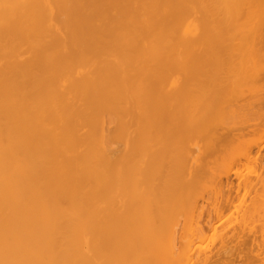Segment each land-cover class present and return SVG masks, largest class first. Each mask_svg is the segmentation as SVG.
Masks as SVG:
<instances>
[{"label":"bare ground","instance_id":"obj_1","mask_svg":"<svg viewBox=\"0 0 264 264\" xmlns=\"http://www.w3.org/2000/svg\"><path fill=\"white\" fill-rule=\"evenodd\" d=\"M250 1L0 0V264H158L150 230L121 229L120 215H137L138 184L164 165L201 167L202 149L172 150L187 133L244 118L228 127L235 140L264 116V0L261 11ZM169 74L171 93L155 97ZM248 220L200 264H264V229L259 243Z\"/></svg>","mask_w":264,"mask_h":264},{"label":"rangeland","instance_id":"obj_2","mask_svg":"<svg viewBox=\"0 0 264 264\" xmlns=\"http://www.w3.org/2000/svg\"><path fill=\"white\" fill-rule=\"evenodd\" d=\"M261 8L262 5L258 0H251L247 10L261 11ZM184 44L188 45L186 40ZM193 60L201 63L197 53H194ZM174 77L175 75L169 74L163 86L153 90V95L158 97L169 94ZM178 77L180 78V75ZM179 109L189 112L193 107L187 105L183 108L169 105L165 107V112L174 114ZM229 119L230 122H228ZM229 119L224 121L226 124L223 128L214 125V129H217L215 136L210 134L207 136L206 133L209 132L202 127L199 135L194 132L187 133L180 143L173 144L174 153L195 155L199 149H202L201 167H194L192 169L194 173L189 170H186L189 173L183 171L181 176V171H179L181 169L176 161L164 165L162 169L158 170V175L159 171L161 174L160 179L153 176L154 179L150 177L151 180L137 185L145 198V204L138 207L137 215H120L121 229L125 227V223L134 220L136 224L150 230V244L147 247H155V251L161 254L157 258L158 264H200V259L205 254H215L221 250L219 237L240 230L237 223L243 218L249 219L244 224L245 231L255 226L257 241L261 243L260 231L264 229L262 227L264 220H260L258 217H264V188L262 189L259 185L260 182L262 184V178H264V116L249 122L253 126L245 130L243 135L235 136V140L229 138L232 134L229 133L230 128L228 127L232 126V130L242 127L244 118L242 120L239 117ZM165 125L173 127L170 122H165ZM157 126L158 121H155L152 126L150 142L154 157L159 156L157 150L161 149L162 151V133L157 131ZM215 137H218L217 143L212 147L211 142ZM199 146L201 147L199 148ZM212 149L214 150L209 152ZM171 170H174L173 175H171L173 173ZM176 173L179 175L177 176ZM194 174L197 175L193 177ZM162 177L170 178L172 183L170 179ZM184 177L186 181L188 180L189 185L184 186L183 184L184 188L182 187L180 193H177L180 194L179 197L167 199L166 194L169 189H177L178 185L175 187V184H179L180 178L184 180ZM161 179L163 180L161 181ZM165 180L170 181V184ZM174 180H176L175 183ZM225 182L233 184L232 191L225 190L223 187ZM238 183L239 186H237ZM168 185H171L172 188H168ZM219 185L222 187L219 188ZM128 189L129 187L121 186L118 199L123 198L124 195L127 196ZM151 210L153 215H149ZM215 213H219L218 217ZM259 214L261 216H258ZM253 217L258 219H253ZM145 236L142 238H146ZM137 247H141V245ZM171 247H181L180 255L182 257L175 263H173ZM260 248L264 250V247Z\"/></svg>","mask_w":264,"mask_h":264}]
</instances>
